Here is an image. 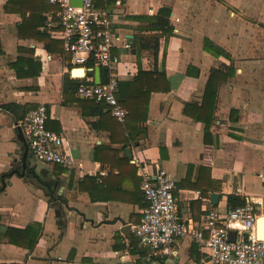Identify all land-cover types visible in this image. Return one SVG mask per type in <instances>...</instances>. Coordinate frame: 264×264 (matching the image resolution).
<instances>
[{
	"label": "crops",
	"instance_id": "obj_1",
	"mask_svg": "<svg viewBox=\"0 0 264 264\" xmlns=\"http://www.w3.org/2000/svg\"><path fill=\"white\" fill-rule=\"evenodd\" d=\"M11 1L0 0V264H211L191 237L156 257L138 243L133 226L148 206L139 167L162 168L175 179L178 214L191 227L211 209L224 216L229 194L261 202L255 211L264 215V0H98L113 13V29L132 43L115 49L119 82H132L141 68L157 70L170 86L151 93L147 119L132 124V134L75 94L74 83L94 80L97 67L86 78L73 76L54 16L47 26L55 7L40 13V0ZM162 8L170 11L171 34L155 28ZM206 39L219 55L204 50ZM216 69L228 77L217 86L206 135L202 113L193 118L185 107L202 103ZM40 104L75 167L26 152L17 123ZM32 225L19 238L29 243L39 226L31 247L6 237L9 227Z\"/></svg>",
	"mask_w": 264,
	"mask_h": 264
},
{
	"label": "built area",
	"instance_id": "obj_2",
	"mask_svg": "<svg viewBox=\"0 0 264 264\" xmlns=\"http://www.w3.org/2000/svg\"><path fill=\"white\" fill-rule=\"evenodd\" d=\"M55 7L47 26L53 27L54 18L65 52L70 55L72 68L78 78H86L99 67L105 79L82 81L75 94L84 99L104 102L111 115L124 123L127 109L119 101L117 69L121 61L115 52L118 47L131 49L132 43L113 29V13L100 6L98 0H46ZM106 1V0H103ZM152 8L148 12H152ZM82 71V75H76ZM48 108L45 104L31 110L20 126L29 151L37 161L63 167H75V158L61 133L48 129ZM141 191L148 202L144 216L133 226L138 243L150 250L152 257L169 252L179 239L191 237L207 255L211 264H264V239L257 236L255 223L258 214L250 200L246 205L229 208L224 216L215 209L207 211L199 227H191L179 217L178 200L174 195L175 179L162 168L155 172L139 167ZM105 175V172H103ZM235 230L233 239L230 231Z\"/></svg>",
	"mask_w": 264,
	"mask_h": 264
},
{
	"label": "trees",
	"instance_id": "obj_3",
	"mask_svg": "<svg viewBox=\"0 0 264 264\" xmlns=\"http://www.w3.org/2000/svg\"><path fill=\"white\" fill-rule=\"evenodd\" d=\"M23 2L24 0H12ZM11 1V2H12ZM40 4L42 10L47 9L46 5L49 4L46 0H40ZM51 7V6H50ZM49 8V7H48ZM21 11V10H20ZM26 13V12H22ZM39 13V15H40ZM31 14H34L32 11ZM45 17L40 16L39 23L43 25L45 23ZM154 25L156 29L162 31L163 34H171L173 31V26L170 23V11L166 8H162L158 15L154 18ZM38 29V27H37ZM45 35V34H42ZM48 37V36H47ZM55 43H60L54 41ZM204 50L213 55H219L221 53V49L215 46L209 39L205 40ZM3 52L1 41H0V54ZM17 64L14 63L13 67L16 68ZM164 72V70H163ZM164 76V75H163ZM228 75L224 73V71L220 69L213 70L209 77V80L206 85V89L203 96V101L200 105L194 103H188L185 107V113L187 115L192 116L193 118H198L202 113V120L205 123V134H210V127L214 116V105L216 101L217 95V86L220 83H223L227 80ZM105 79V74L103 73V80ZM81 82L74 83L73 89L76 91L77 87ZM170 86L169 84H165L162 81V76L158 73L157 70L151 71H144L143 69H139V73L136 78L132 82H119V101L120 103L127 109V118L124 123H120L113 118L111 115L110 109L104 102H96L94 100H89L90 102L95 103L97 106L98 113L102 114L104 112V116L110 117L115 120V123L123 129L124 132L131 133V126L132 124L136 125L142 121L147 119L148 115V103L151 93L159 92V91H169ZM13 105L6 106L7 108H12ZM235 112V111H233ZM131 139L133 137L131 136ZM248 203L246 197L236 195V194H229L228 195V206L229 208H235L237 206H243ZM38 225H35V227ZM33 225L27 227L25 229H17L9 227L6 232V237L8 238L9 242L15 245H27L29 247L34 245L37 237L39 236V226L37 228L36 233L31 235V240L29 243H22L19 238L21 236H27L28 232H32Z\"/></svg>",
	"mask_w": 264,
	"mask_h": 264
},
{
	"label": "water",
	"instance_id": "obj_4",
	"mask_svg": "<svg viewBox=\"0 0 264 264\" xmlns=\"http://www.w3.org/2000/svg\"><path fill=\"white\" fill-rule=\"evenodd\" d=\"M74 1H76V0H74ZM95 71H96V73H95L94 82L96 84H99V83H101L100 68L97 67ZM17 130H18V136H19L20 140L22 142H24L25 148H26V152H27L29 146H28V143L26 142V139H25V137L23 135V130H22L20 124H18V123H17ZM126 151H127L128 155H130V156L132 155L131 148H127ZM218 200H219V195L217 193H212L211 194V202L212 203H218ZM256 234L261 239H264V215L258 217L257 220H256ZM230 236L234 239L235 236H236V231L231 230L230 231Z\"/></svg>",
	"mask_w": 264,
	"mask_h": 264
},
{
	"label": "rangeland",
	"instance_id": "obj_5",
	"mask_svg": "<svg viewBox=\"0 0 264 264\" xmlns=\"http://www.w3.org/2000/svg\"><path fill=\"white\" fill-rule=\"evenodd\" d=\"M251 19H257V16H253V14H251Z\"/></svg>",
	"mask_w": 264,
	"mask_h": 264
},
{
	"label": "bare ground",
	"instance_id": "obj_6",
	"mask_svg": "<svg viewBox=\"0 0 264 264\" xmlns=\"http://www.w3.org/2000/svg\"><path fill=\"white\" fill-rule=\"evenodd\" d=\"M78 72H80V71H78ZM77 74V73H76Z\"/></svg>",
	"mask_w": 264,
	"mask_h": 264
}]
</instances>
